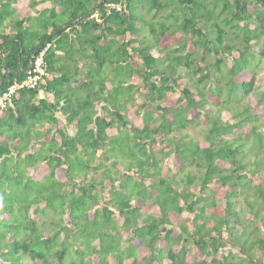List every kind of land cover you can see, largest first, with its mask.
<instances>
[{
  "label": "trees",
  "instance_id": "1",
  "mask_svg": "<svg viewBox=\"0 0 264 264\" xmlns=\"http://www.w3.org/2000/svg\"><path fill=\"white\" fill-rule=\"evenodd\" d=\"M42 1L33 46L0 0V94L50 45L0 112V264H264V0Z\"/></svg>",
  "mask_w": 264,
  "mask_h": 264
},
{
  "label": "crops",
  "instance_id": "2",
  "mask_svg": "<svg viewBox=\"0 0 264 264\" xmlns=\"http://www.w3.org/2000/svg\"><path fill=\"white\" fill-rule=\"evenodd\" d=\"M51 4L52 3L49 1L43 2L42 0H13V2H11L9 6L11 12L7 16L6 21L3 23L4 33L10 36L11 35L15 36L19 31L22 34L24 32L28 40L33 39L31 41V45L33 46L39 45V41L34 38L36 36H40V34L42 33L41 28H38L35 25H30L32 22L30 21L28 17L34 18V16H36L38 13H41L43 11L50 9ZM22 22L24 23L23 25H21ZM53 40H56V39L54 38ZM56 56L60 61H62L64 58V56L59 51L56 52ZM29 68H30V61H29V65L27 67L26 73L29 71ZM82 70L84 73L85 72L84 69ZM42 96H43V93H40L39 97H42ZM18 143H19L18 141L15 142V146Z\"/></svg>",
  "mask_w": 264,
  "mask_h": 264
},
{
  "label": "built area",
  "instance_id": "3",
  "mask_svg": "<svg viewBox=\"0 0 264 264\" xmlns=\"http://www.w3.org/2000/svg\"><path fill=\"white\" fill-rule=\"evenodd\" d=\"M106 8L108 11L111 9H115L116 11L120 10L119 4L114 3H107ZM89 19H94L97 23H101L100 16L97 12L91 14ZM49 48V44L41 46L36 55L32 56L30 68L25 78L21 81H14L0 94V112L10 106L12 99L17 97L21 91L37 89L43 82L44 78L47 76L45 57Z\"/></svg>",
  "mask_w": 264,
  "mask_h": 264
},
{
  "label": "rangeland",
  "instance_id": "4",
  "mask_svg": "<svg viewBox=\"0 0 264 264\" xmlns=\"http://www.w3.org/2000/svg\"><path fill=\"white\" fill-rule=\"evenodd\" d=\"M171 11L172 10H167L166 11V13H165V15H167V14H169V13H171ZM61 13H63V12H61ZM46 16V12L45 11H43V12H41V13H38L36 16H34V18H32V17H28L29 19H30V21L32 22L30 25H35L36 27H38V28H42L41 26H40V22L42 21V19H44V17ZM153 54L155 55V56H157V53L155 52V51H153ZM79 74L81 75V76H83L84 75V73H83V70H80V72H79ZM260 87L262 88V89H264V81H262L260 84ZM141 104V100H137L134 104H132V105H130L129 106V115H128V117L131 119V120H134V122L135 123H140V121H137L138 120V118L136 117V115H135V110L137 109V106L138 105H140ZM225 117H227V114H224V118ZM191 133H192V135H194L195 134V130L194 129H191V131H190ZM198 140H199V142H200V144L202 145V146H204L205 145V142L201 139V137H198ZM169 163H171V162H169ZM169 163H167L165 160H161L160 161V166H162L163 167V169H165V168H167L170 164ZM182 184H178V188H182ZM150 213H154V209H150ZM245 215H242V219L245 221ZM194 248V247H193ZM192 248V246H191V250L193 249ZM232 251L235 253V254H238V253H236V251L235 250H233L232 249Z\"/></svg>",
  "mask_w": 264,
  "mask_h": 264
}]
</instances>
